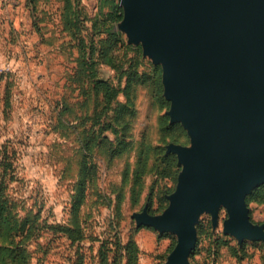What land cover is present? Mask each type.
Masks as SVG:
<instances>
[{
  "label": "rangeland",
  "instance_id": "obj_1",
  "mask_svg": "<svg viewBox=\"0 0 264 264\" xmlns=\"http://www.w3.org/2000/svg\"><path fill=\"white\" fill-rule=\"evenodd\" d=\"M112 1L121 6L120 0H75L70 8L73 20L68 29H64L61 14L64 0H40L35 10L30 9L29 18L20 23L27 24L28 31L19 29L15 21H0V181L13 209L22 216L35 217V229L27 241L31 254L28 264H81L85 255L87 264H99L103 240L114 241L113 237L119 234L127 239L133 234L137 227L134 212L148 205L151 213L159 214L169 205L168 195L175 191L183 165L177 154L168 150V145L190 146L192 143L184 125L171 122L168 113L171 101L164 94L162 66L144 56L141 44L129 43L127 35L119 29L123 16L115 28L133 48L122 47L113 56L122 58L126 64L133 63L139 71L151 73L159 66L162 96L168 104L163 107L153 96V83L136 86L132 93L136 114L130 119L131 130L127 134L130 149L111 158L108 147L101 143L105 135L115 138L112 130H102L114 113L108 111L101 115L103 97L92 89L91 77L108 79L122 89L126 82V76L121 78L120 70L103 62L101 57L99 48L108 35L103 31L96 33L98 29L113 26L109 14ZM104 18L107 20L102 24L100 20ZM93 43L95 53L91 48ZM135 48H140V52ZM119 100H125L122 93ZM162 116L168 117L169 126H180L174 131L175 138L167 139L168 142L162 141ZM90 138L93 142L89 165H96L97 172L88 185V196L81 211L75 213L82 222L86 238L71 245L63 234L54 233L50 226L66 224L72 217L74 188L79 184L81 161L86 156L83 147ZM147 143L163 146L166 153L176 155L178 172L154 184L157 176L150 167L158 156L151 157L152 164L143 177V192L135 203L130 192L133 170L138 165L140 150ZM128 170L129 180L123 182ZM118 186L124 192L120 206ZM150 193L153 194L151 202ZM162 195L164 198L160 200ZM114 216V221H120L118 231L112 227ZM228 217L225 206L220 207L216 224L210 212L201 214L197 223L198 241L189 264H264L262 240H245L247 247L240 251V256L231 254L230 245L221 246L218 257L213 254L218 237L239 243L235 236L224 233V221ZM250 218L255 224L264 223V204L251 203ZM43 224L49 228H43ZM171 235L172 238L162 240L157 236L152 238L149 248L143 250L146 264H150L147 258L152 264H159V256L170 243L171 250L174 248L177 236ZM136 236L141 244L148 237ZM109 247L113 249L115 245L105 246Z\"/></svg>",
  "mask_w": 264,
  "mask_h": 264
},
{
  "label": "water",
  "instance_id": "obj_2",
  "mask_svg": "<svg viewBox=\"0 0 264 264\" xmlns=\"http://www.w3.org/2000/svg\"><path fill=\"white\" fill-rule=\"evenodd\" d=\"M119 29L163 69L171 122L191 145L170 143L183 168L169 205L133 213L137 226L171 232L177 243L163 264H189L197 223L210 212L224 233L264 241L247 196L264 185V0H120Z\"/></svg>",
  "mask_w": 264,
  "mask_h": 264
},
{
  "label": "trees",
  "instance_id": "obj_3",
  "mask_svg": "<svg viewBox=\"0 0 264 264\" xmlns=\"http://www.w3.org/2000/svg\"><path fill=\"white\" fill-rule=\"evenodd\" d=\"M39 1L40 0H28L29 6L32 10L36 9ZM74 1L75 0H64L63 2L61 14L64 29L69 28V23L72 24L71 20L73 19H71L69 14ZM109 12L110 19L114 24L112 27H108L105 30H97L96 33L103 31L108 35L106 39L102 40V45L99 50L101 57L104 59L103 62L110 63L112 67L120 70L121 78L126 76L125 87L122 89L119 85H115L108 79H97L96 77H91V85L92 89L96 93L101 94L103 97L104 106L101 115H104L108 111H113L114 113V116L107 120V123L102 130L103 132L112 130L115 134V138L112 139L111 137L105 135L101 143L108 147L110 157L116 158L123 155L131 147V142L127 140V134L131 130L130 119L134 114H136L135 100L132 97V93L136 86L141 84L146 85L150 82L153 83L155 88L153 96L161 104H163V107L168 103L162 96L161 68L159 66H156L155 70L151 73L147 71H139L133 63L126 64L122 58L117 59L113 56L114 52H117L122 47H133L126 44L124 35L115 28L116 24L123 16V8L119 5V3L114 1ZM73 14V17L76 18V13L74 12ZM106 20L107 18H104L100 21L103 24ZM94 45L96 44H91V48L95 53L96 48ZM135 49H138L140 52V48ZM139 64L140 61L137 62V65ZM121 93L125 96V100L123 101L119 100V95ZM167 119L168 117L166 116H162L160 118L161 124L164 125V135L162 138L163 142H168L167 139L169 138L173 140L175 138L174 131L180 128L179 125L169 126L167 124ZM92 142L93 138H90L85 142L83 147V149H85L84 153L86 156H84L81 161V178L79 180V184L74 188L76 193H74L72 197L70 208L72 217L69 218V221L66 224L50 226L54 233L63 234L62 236H64L71 245L80 243L86 238L82 222L76 218L75 213L81 211L82 205L85 203L88 196L86 191L89 187L88 185H91L92 180L94 181L93 176L97 172L96 165H89L90 162H92L88 158L90 155L89 150L92 148ZM154 156H158V160H155L153 165L150 167V170H154L157 176L154 184H156L159 179L173 177L178 172L176 155L173 153H166L164 147L160 145L154 146L152 143L144 145V148H142L139 152L138 165L133 170V185L130 188L131 197L135 203L139 202L140 196L143 192V177L149 164H152L150 162L151 157L154 158ZM129 173L130 172L128 170V172L124 174L123 182H127L129 180H127ZM1 183L3 182L0 181V264H28L31 254L27 248V241H29L33 235L32 232L35 229V217L31 215L22 216L17 210L13 209L12 202L5 196L4 188ZM116 190L118 191V206H120L124 199V192L119 186L116 187ZM152 195L153 194L150 193L148 196L150 202L153 201ZM163 198L164 196L162 195L160 200H163ZM253 202L257 204H264V185L255 188L253 192L248 195L247 203L250 206V211L251 203ZM114 218L115 216L112 219V227L114 226L118 231L120 228V221H114ZM45 226L48 227L43 224V228ZM37 227H40V225H37ZM138 229L139 228L136 227L133 234L127 239H124L119 234L116 238L113 237V239H115L114 241L103 240L100 244L101 249L99 251V264H139L141 249L134 236ZM164 236L169 238L173 237L171 233L168 232L160 235V237ZM108 244L115 245V248L111 249V247H109V249H106L105 246ZM228 245L231 246V254L235 257L240 256V251L245 250L247 247L246 242L243 244H233L227 237H218L215 239L216 248L213 254L218 257L220 247H227ZM171 248L172 243L169 247V251ZM109 251L112 252V255H109ZM86 257L87 256L85 255L81 264H87ZM110 258H112V260Z\"/></svg>",
  "mask_w": 264,
  "mask_h": 264
},
{
  "label": "crops",
  "instance_id": "obj_4",
  "mask_svg": "<svg viewBox=\"0 0 264 264\" xmlns=\"http://www.w3.org/2000/svg\"><path fill=\"white\" fill-rule=\"evenodd\" d=\"M31 7L29 6L28 0H0V21H15V25L17 24L19 27V29H23L25 31L29 30V26L27 24H23L20 25V23H22V21L27 20V18H29L30 14H31ZM7 34V33H5ZM139 229L135 232V239L141 249V253H140V257H139V264H142V261L144 264H146V261L144 260V255H143V250H147L149 248L150 242L152 240V238H157L159 240L168 238L167 236L164 237H160L161 234L164 233H160L159 231L155 230L152 227H148V226H137ZM141 234L142 237H145V242L144 243H140L138 236L136 235ZM148 239H150L148 241ZM171 243L169 244V246L165 249V251L163 253H161V255L159 256L160 259L159 264H163L166 261V257L169 253V247H170ZM151 259L147 258V262H149L150 264H152V262L150 261Z\"/></svg>",
  "mask_w": 264,
  "mask_h": 264
}]
</instances>
